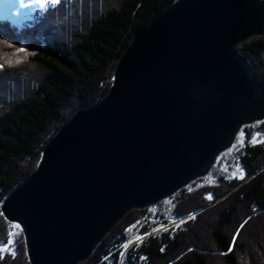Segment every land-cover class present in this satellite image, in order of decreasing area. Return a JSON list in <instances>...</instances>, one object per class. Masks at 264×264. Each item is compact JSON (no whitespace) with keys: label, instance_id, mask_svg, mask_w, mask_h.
<instances>
[{"label":"water","instance_id":"obj_1","mask_svg":"<svg viewBox=\"0 0 264 264\" xmlns=\"http://www.w3.org/2000/svg\"><path fill=\"white\" fill-rule=\"evenodd\" d=\"M264 35V0H177L137 32L112 85L49 140L2 212L30 264H80L133 209L207 175L264 84L238 46Z\"/></svg>","mask_w":264,"mask_h":264},{"label":"trees","instance_id":"obj_2","mask_svg":"<svg viewBox=\"0 0 264 264\" xmlns=\"http://www.w3.org/2000/svg\"><path fill=\"white\" fill-rule=\"evenodd\" d=\"M175 1L101 0L95 16L94 5L80 12L85 0H59L36 8L19 24L0 20V72L15 64L16 48L26 53L25 62L12 68L19 77L11 81L22 84L17 94L3 88L0 73V245L8 244L10 232L13 241L10 251L0 253V264H30L23 232L16 234L2 212L4 199L37 169L44 148L63 124L107 94L135 34ZM238 50L264 84V36L250 38ZM36 63L49 72L35 74ZM7 94L10 98L3 99ZM259 122L241 128L246 134L238 157L242 176H219L197 187L199 178L166 198L164 209L130 211L80 264H264V139L255 130ZM181 219L183 223L172 224ZM162 225L166 231H154ZM129 229L144 238L125 249L122 245L134 238Z\"/></svg>","mask_w":264,"mask_h":264},{"label":"rangeland","instance_id":"obj_3","mask_svg":"<svg viewBox=\"0 0 264 264\" xmlns=\"http://www.w3.org/2000/svg\"><path fill=\"white\" fill-rule=\"evenodd\" d=\"M73 1L74 0H72V3H73ZM100 1L101 0H85V2L80 6V8H81L80 9V12L83 11V10H85L86 8H89L90 6L94 5L93 8H95V11L98 12V13L95 12L94 15L97 16V14H99V12H100L99 11V6H98V4H99ZM24 2L25 3H28V0H24ZM13 4H15V0H0V17L1 18L7 17V18L11 19L15 23H18L19 20H23V18H25V16H28V14L32 13V11L35 8L38 7L36 5H31L28 8H19L18 5L16 7H12ZM80 15H81V13H80ZM79 20L80 19L76 20V22H78ZM88 28H89V26H85L84 28H82L83 31L82 30L81 31L83 33V36L88 31ZM257 36H264V35H257ZM70 40L71 39H69V41ZM74 40L75 41H78L79 38L76 37V38H74ZM17 57H18V59H19L20 62L17 63L16 62L17 59H16V61H14V63L19 65L20 63L25 62L26 53H18L17 54ZM8 60L10 61V59H8ZM10 63H11V61H10ZM15 64L13 66H11V65L10 66H7V68L5 70H1L0 73L2 74V77L1 78L4 81L3 83H5L3 85V88L6 89V91L12 88V90L9 91V92H13V93H16L17 94V89L19 90L21 88L22 84L21 83H18V81L17 82L16 81L15 82L11 81V78L12 79H17V77H19V75H14L13 72H12V68H16V66H18V65H15ZM34 69H35L34 70L35 74H37L39 76L40 75L42 76L43 73L44 74H47L49 72L48 67H46L45 65H42V64H37L36 63L35 66H34ZM39 80H40V77H39ZM15 90H16V92H14ZM1 92H2V90H1ZM9 96H11V95L10 94H7L6 97H4L3 99H6ZM247 125H249V124H247ZM255 130H256V133L258 135H261V138L264 139V120L256 124ZM245 135L246 134L244 132H242V130L238 133V135H237L234 143L227 150H225L224 152H222L218 156V158H217L218 160H216V162H215L214 166L212 167V169L210 170V172L207 175H205L204 177H202L196 183V186L197 187H200L202 185H206V184L213 183V182H215L217 180V177H219V176L220 177L221 176L222 177L224 176L226 178H230V177L233 178V177L238 176V175L241 174V169H240V166H239L238 157H239V153L241 152L242 147L244 146V142H246ZM227 195L228 194L222 196L216 202L222 200ZM167 204L168 203H166V200L164 199V200L160 201L159 203H157L155 205H152V206H155V207L160 208V209H164V208H166V206H168ZM145 208H147V207H145ZM145 208H141V209H145ZM135 209H133V210H135ZM181 221H183V219H181L179 221H175L172 224H179V223H181ZM12 223L18 224V223H15V222H12ZM166 228H167L166 225H162V226H159L158 228H156L155 231L163 230V229H166ZM14 231H16V234H18L19 232H21L22 231L21 226L18 229L17 228H14ZM152 233H154V231ZM130 235H132V237H134V238L132 240H130L131 243H128V247L127 248H129L130 246H132L133 244H135V243L138 242L135 239V237L138 235V232L136 231V229H131L130 230ZM147 235H145V236H147ZM139 236H141L142 238H144V235H139ZM5 245L8 246V244H5ZM8 250L9 251L11 250V249H9V246H8ZM257 261L260 262V259L257 258Z\"/></svg>","mask_w":264,"mask_h":264},{"label":"snow or ice","instance_id":"obj_4","mask_svg":"<svg viewBox=\"0 0 264 264\" xmlns=\"http://www.w3.org/2000/svg\"><path fill=\"white\" fill-rule=\"evenodd\" d=\"M59 2V0H28V3H25L24 0H15V4L12 5V7H16L17 5L19 6V8H28L31 5H36L38 7H40L41 9H45L49 4L51 5H55ZM2 43L6 44L7 47L12 48L13 46L11 44H8L7 41H2ZM25 49L24 48H16L15 52L16 53H21L24 52ZM17 63H19V59H17L16 61ZM243 175L242 171H241V176ZM207 199H211V194H209L207 197ZM137 223H139V221H137ZM181 223H183V221H181ZM19 224H13V228H19ZM131 230V229H129ZM163 230H167V229H163ZM155 231V229H154ZM135 239L137 241L141 240L142 237L137 235L135 237ZM233 239H235V237H233ZM13 243L12 241V233H9V239H8V245H11ZM128 243H131V241H129ZM128 243H125L124 245H122V247L127 248L128 247ZM230 250V249H229ZM8 251V246L7 245H0V253H4ZM14 254V253H13ZM141 259H143V257H141Z\"/></svg>","mask_w":264,"mask_h":264},{"label":"bare ground","instance_id":"obj_5","mask_svg":"<svg viewBox=\"0 0 264 264\" xmlns=\"http://www.w3.org/2000/svg\"><path fill=\"white\" fill-rule=\"evenodd\" d=\"M245 126V125H244Z\"/></svg>","mask_w":264,"mask_h":264}]
</instances>
